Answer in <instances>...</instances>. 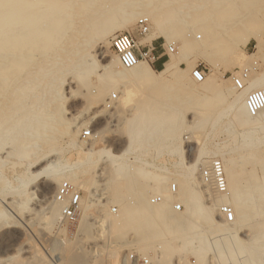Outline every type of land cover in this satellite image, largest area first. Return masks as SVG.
Listing matches in <instances>:
<instances>
[{"label":"bare ground","instance_id":"6f19581e","mask_svg":"<svg viewBox=\"0 0 264 264\" xmlns=\"http://www.w3.org/2000/svg\"><path fill=\"white\" fill-rule=\"evenodd\" d=\"M95 1L0 0V149L10 144L1 163L4 166L9 160V165L17 171L15 176L21 186L15 187L16 192L25 193L29 183L40 174H46L51 184L67 180L88 192L89 198L81 200V238L87 240L95 235L102 240L105 237L108 243L94 248L90 261L84 264H100L108 257L128 264V249L133 247H139L145 254L154 251L157 255L151 258L158 259L152 263L157 261V264H172L174 257L179 258L175 264H182L185 252L202 260L209 250L218 258L237 257L227 264H264V151L260 148L264 145V121L252 115L246 106L247 94L264 86V70L254 67L255 64L261 67V56L256 60L255 56L263 54L264 1L100 0L94 6ZM73 16L80 18L75 25ZM140 16H147L155 23L156 31L151 39L163 36L169 43L179 40V52H171L161 69L145 60L126 68L115 53L107 58L104 51L97 58L103 41L117 32L127 31ZM62 26L63 31L51 38L52 31ZM252 39L257 50L250 54L245 48ZM214 54L222 56L217 60ZM251 56L254 60L249 63L247 59ZM199 58L216 71L222 66L235 73L248 70L246 86L238 89L230 82V76L224 80L225 86L208 75L200 82L193 78L192 72L188 76L181 64L186 63L192 71ZM69 70L74 74L69 83L77 81L84 88L81 93L87 101L77 113L65 118L63 90ZM92 75L96 81L90 79ZM72 86L69 91L76 93ZM178 90L188 95L176 104L169 103L170 96ZM113 95L119 99L115 105L114 100L110 101L112 113L124 110L140 113L122 121L128 135L125 147L117 151L92 146L84 149L77 140L80 130L108 111L109 98ZM26 98L32 99L27 106L22 105ZM136 100L138 103H133ZM189 107L201 120L199 129L212 134L230 115L229 122H224L222 127L235 138L233 142L224 140L214 151L201 147L194 157L188 156L186 149H194L188 146L193 140ZM39 112L42 114L34 119H16L19 113L30 116ZM83 115L89 117L82 120ZM108 131L112 130H95L92 139L103 141ZM66 134L70 144L79 149L80 156L75 162L68 163L59 155L61 150L56 142ZM41 136L49 149L38 146L33 151ZM137 141L150 145L161 142L164 145L157 148L156 154L167 151L178 160L174 166L167 167L136 156L140 164H129L128 155L134 153L133 145ZM215 156H220L225 166L229 188L225 195L215 194L200 179L201 166L210 162L205 158ZM29 157L35 159L34 163L44 161L37 174L29 170L31 163L25 162ZM104 163L109 165L98 167ZM255 164L262 166V174L256 173ZM85 175L88 177L82 180ZM118 178L127 181V198L111 192L110 182ZM172 178L179 186L176 194L168 186ZM154 194L161 195L162 201L153 203ZM27 199H23L21 209L25 208ZM175 200L183 203L182 211L173 209ZM49 201L44 205L49 216H45L53 222L60 219L63 203L56 198ZM111 203H119L122 212L114 213L113 207H109ZM222 203L232 206L233 221L217 214ZM42 204L38 206L44 208ZM92 210L97 214L93 216ZM7 212L0 211V219ZM94 228L97 234L91 233ZM242 228L250 231L244 237L239 235Z\"/></svg>","mask_w":264,"mask_h":264},{"label":"rangeland","instance_id":"374dc122","mask_svg":"<svg viewBox=\"0 0 264 264\" xmlns=\"http://www.w3.org/2000/svg\"><path fill=\"white\" fill-rule=\"evenodd\" d=\"M72 3L77 2L78 0H71ZM264 1V0H263ZM102 1L96 0L94 3V6L99 5ZM87 12V11H86ZM264 15V13H263ZM80 17V16H79ZM80 18L73 16L72 21L74 22L73 24L75 25L76 22L79 21ZM136 20L130 26H128V31L136 33ZM151 21V29L150 32L143 37L138 36V38L141 39V41L144 42H150V41H155L154 44L157 46V44H160L159 47L155 50V55L158 56L160 54H163V59L164 62H166L169 59L170 53H167L168 46L173 43H169L166 41V39L163 36L156 37L154 39H151V34L156 31V26L155 23L150 19ZM61 31H63V26L54 32L52 31L51 33V38L58 35ZM126 31V30H124ZM113 36V35H112ZM109 36L105 41L102 42L101 47H99V50L97 51V58L100 59L99 54L101 52H106L107 58H111L114 56V52L111 49V37ZM201 40V39H198ZM157 42V43H156ZM176 46L177 50L174 52H179V40H176ZM247 52L250 54H253L256 52V42L252 39L251 42L248 44V46L245 48ZM263 53V54H261ZM258 55L256 54L255 60L257 57L259 58V63L261 64V70H264V47L262 48V52ZM259 54V53H258ZM215 57L217 60L221 58L222 55L220 54H214L212 55ZM262 58V59H261ZM254 56H251L247 59L249 63L253 62ZM158 61V60H157ZM201 65L203 68H205L206 75L213 77L214 79L217 80L218 83L221 82L223 86L226 85L224 80L226 78H229L230 73L232 72L231 68L228 70L225 68V66H222L218 71L214 70L210 64L203 58H199L197 60L196 66ZM181 66L185 69L186 74L191 77V69H189V66L186 63H182ZM163 66L159 67L156 62V69H161ZM193 69V68H192ZM100 71V70H99ZM98 71V72H99ZM224 76V77H223ZM74 79V74L72 71H68L65 74V84H64V95L66 97V100L63 104V111L65 118L73 116L75 113L78 112L79 109L83 107L82 104L86 103V97L82 95L81 92H83L84 88L81 87L77 81H75L74 84H70V80ZM91 80L96 81L95 75H92ZM233 83L232 81H230ZM199 84V83H198ZM72 86V90H74L76 93H71L69 91V86ZM164 90V89H163ZM163 90H160L159 93L161 96H164L165 93ZM118 91V90H115ZM70 93V94H69ZM174 96H170L171 99L169 103H174L176 104L177 102L181 101L182 99H185V97L188 95L187 92H180L179 90L173 93ZM117 95L120 97V93L117 92ZM110 97V96H109ZM119 97L117 100L114 101V105L117 103ZM33 100H35L33 98ZM32 103V99L26 98L22 105H29ZM133 103H138V101H134ZM86 104H84L85 106ZM113 106V104H112ZM108 107V111L105 112L104 114H101L100 116L94 118L89 122L88 125L84 126L80 131V135H78L77 140L81 141V144L83 145L84 149H88L91 146L95 147L96 149L100 148H109L112 151H117L118 149L124 148L126 141L128 139V135L124 133L125 127L122 126V121L124 119H127L131 116H136L139 115L140 113H130L129 110H124L123 113H112L114 110L113 107ZM24 107V106H23ZM103 108V107H101ZM113 108V109H112ZM97 110L96 108H92V110ZM99 109V106H98ZM188 111V120L192 119V128L191 131L193 132V140L191 142H188V146L194 147L193 150L186 149V154L190 157H194L196 155V152L199 148L204 147L207 150L214 151L216 146L223 142L224 140L232 141L235 138H231L233 136H229L228 132L224 130V127H222L224 122L228 123L230 119V115L225 116L226 119H224L223 123L221 124V128H219L215 133H207L206 130L199 129V120L198 115H194L193 113L195 110H192L191 107L187 108ZM88 112V115L91 114V111ZM42 112V110H41ZM34 113L30 114L29 113H19L16 116V119H34L38 116H40L42 113ZM83 115V119L85 120L89 116ZM194 115V118H193ZM227 120V121H226ZM201 121V120H200ZM114 123H117L115 126L113 125ZM197 126V127H196ZM88 127H92L93 133L95 130L100 131L103 128H109L112 131L106 132V136L103 141H94L92 138L91 139H84L83 138V131L88 129ZM118 127V128H117ZM115 128V129H114ZM223 128V129H222ZM115 131H114V130ZM221 129L223 131H221ZM239 130V129H238ZM41 130L39 131V133ZM209 132V131H208ZM32 134V133H31ZM34 135V134H33ZM57 135V134H56ZM126 135V136H125ZM43 136V135H42ZM40 137L38 139L37 144H35V147L33 148L35 151L37 147L39 146L42 150H47L49 149V145L47 142H45V139H42L44 137ZM59 136V134H58ZM34 137V136H33ZM229 137V138H228ZM59 138V137H58ZM215 141V142H214ZM94 143V144H93ZM50 144V143H49ZM56 144L60 147L61 152L59 153L60 157H62L63 160L67 161L68 163L70 162H75L79 158V153L77 147L75 148L73 144H70V137L68 134L66 136L64 135L63 137L60 136V139L56 142ZM92 144V145H91ZM162 144L161 142H157L156 144H148L146 141L144 142H139L137 141L133 145L134 153L128 155V159L126 162L129 164H135L138 165L140 164L137 159V157L142 158L143 160H147L150 162H154L157 165L160 166H169L172 167L174 166L175 163L178 160V157L175 155H171L170 153L168 154L167 151H163L161 154H156L157 148H159ZM8 147H10V144L8 143L3 149H0V164L1 162H4V152L8 151ZM38 147V148H39ZM262 151H264V145L260 147ZM155 151V152H154ZM155 153V154H154ZM6 156V155H5ZM3 157V160H2ZM13 161L15 156H13ZM57 155L52 156L51 159H55ZM213 158H221L220 156H215V157H208L205 158L207 161H211ZM12 158L10 159V161ZM8 163H4L6 165L0 166V211H9L6 216L0 219V264H84L86 261L87 263L90 261L89 258L92 256V250L94 248H98V246H104V244L107 245V239L104 237V239H100L94 235V238H88L85 240L84 238H81L83 235L81 234L82 231V226L81 222L83 220V212H80V214L77 216L76 219L73 220H67L61 215L60 219H57L55 221H50L47 220L48 218L45 215L49 216V213L46 212V206L47 203H50L49 200H52L55 198V193L59 187V185L66 180H62L60 183H54L51 184L49 178L47 177L46 174H40L37 176L32 182H30L26 188L25 193L19 194L16 192L18 186H21V183L17 180L18 176L16 174V170L12 168L11 165H9V160H7ZM6 161V162H7ZM11 161V162H13ZM29 161L31 164L29 165V170L33 172L34 174H37L38 172L41 171V164L43 162H36L34 163L35 159H31L30 157L25 160V162ZM208 164V163H206ZM204 164L203 166H205ZM9 165V166H7ZM13 165V164H12ZM109 164L104 163L101 164L100 167H107ZM14 167V166H13ZM25 167V164H23V167ZM28 167V166H27ZM249 168H251V164L248 165ZM12 168V169H10ZM202 168V166H201ZM256 173L259 175L262 174V166L260 164H255L254 165ZM6 169V170H5ZM20 169V168H19ZM12 170V171H11ZM5 172V173H4ZM11 172V173H10ZM101 171H98V173ZM161 172V171H160ZM13 173V174H12ZM97 173V172H96ZM4 176H3V175ZM7 174V175H6ZM100 174V173H99ZM98 174V175H99ZM16 175V176H15ZM15 180H14V178ZM88 176L85 175L82 176V180L86 179ZM97 179H100V177H97ZM102 179V178H101ZM175 178H172L169 184L174 180ZM6 183V184H5ZM9 183V184H8ZM11 184V185H10ZM18 185V186H17ZM76 188L80 189L82 191V196L84 199H88V192L85 191L84 188H81L82 186H78L77 184H73ZM203 185V183H202ZM204 186V185H203ZM3 187V188H2ZM206 187V186H204ZM14 188V189H10ZM110 188L111 192L114 193L117 196H124V198H127L129 196V191L127 188V181L126 179L118 178L114 179L110 182ZM148 189V188H146ZM15 190V191H14ZM14 191V192H13ZM45 191V192H44ZM5 192V193H4ZM27 192V193H26ZM42 192H44V195L46 194V197H43ZM26 194V195H25ZM27 199V204L25 208L21 209L20 204L23 202V199ZM4 200V201H3ZM45 200V201H44ZM47 200V201H46ZM12 201V202H10ZM26 201V200H25ZM9 202V203H8ZM19 202V203H17ZM43 202V204H42ZM46 204H45V203ZM11 203V204H10ZM19 204V205H16ZM38 204H42L44 208L41 206L39 207ZM19 206V207H18ZM13 207V209H12ZM111 207H116L118 209V214L122 212L121 205L119 203H111ZM19 208V209H18ZM40 208V209H39ZM15 209V210H14ZM17 209V211H16ZM45 210L44 212L42 210ZM34 210H40V212L36 215L34 214ZM24 211V212H22ZM48 211V209H47ZM93 211V210H92ZM46 212V213H45ZM92 213V212H91ZM90 213V214H91ZM100 212H98L99 215ZM93 216L94 213L93 211ZM91 214V215H92ZM217 214L219 215V211H217ZM28 217V218H26ZM30 217V218H29ZM5 219V220H4ZM4 220V221H3ZM9 220V221H8ZM5 221H8L5 223ZM50 221V223H49ZM60 221V222H59ZM4 223V224H3ZM16 223V224H15ZM66 227V228H65ZM96 232L97 234V229L94 228L92 229L91 233ZM250 231L246 228L240 229L239 235L244 237V235H247ZM127 237V236H126ZM63 239V240H62ZM90 239V240H89ZM213 240V238H212ZM68 242V243H67ZM62 243V244H61ZM57 249H56V246ZM61 246V247H60ZM63 246V249H62ZM55 247V250H54ZM59 249V250H58ZM62 249V250H61ZM129 252H137L140 255H145L148 256L152 261L155 259H158L157 257L155 259L151 258L152 255H157L155 254L154 251H149L143 253L140 250V248H130L128 249ZM120 254V259L123 255V253ZM62 253V254H61ZM105 255V253H104ZM63 256V257H62ZM184 258L182 260V264H227L229 261L233 262L237 260V257H228L226 256L225 259L223 258H218L217 256L214 255L212 250H209L207 253L204 254L203 259L200 260L197 258L194 254L185 252L183 254ZM61 257V258H60ZM234 259H232V258ZM56 258V259H55ZM83 258V259H82ZM232 259V260H227V259ZM59 259V260H57ZM88 259V260H87ZM236 259V260H235ZM57 260V261H56ZM66 260V261H65ZM84 260V261H82ZM64 261V262H63ZM179 258L174 257L172 260V264L178 263ZM157 261L153 264H157ZM100 264H120L119 261L114 260L113 258L108 257L107 259H104L102 263ZM128 264H131L128 262Z\"/></svg>","mask_w":264,"mask_h":264},{"label":"built area","instance_id":"2783aa9c","mask_svg":"<svg viewBox=\"0 0 264 264\" xmlns=\"http://www.w3.org/2000/svg\"><path fill=\"white\" fill-rule=\"evenodd\" d=\"M151 29V22L147 16H140L136 21V33L130 31H120L115 33L111 37V47L114 53L118 56L121 64L126 68L135 66L140 60H145L149 64L156 65L160 56L155 55L156 46L154 40L150 42H142L138 36H146ZM177 46L175 43L168 46L167 53L175 52ZM255 69L258 70L257 64ZM193 78L197 81H202L206 75L205 68L201 65H197L192 70ZM230 77L232 82L238 89H243L246 86V81L250 77L248 70L241 71L240 73L231 72ZM117 100V97L113 95L109 98L108 106H112L110 101ZM246 106L249 112L257 117H260L264 121V86L254 89L247 94ZM92 127L83 131L84 139H91L93 136ZM200 179L205 185L212 187L215 194L225 195L228 193V181L225 171V166L222 160L219 158H213L207 165L202 166L200 170ZM170 191L176 194L179 190V186L175 181L169 184ZM82 191L75 188L69 181H63L56 193L55 198L57 201L63 203L62 215L67 220L76 219L82 211L81 200ZM153 203L162 201V196L154 194L151 197ZM173 209L175 211H182L184 209L183 203L178 200L173 202ZM113 212H117V208L113 207ZM219 213L223 219L227 221H233L235 218V212L231 205L222 203L219 206ZM128 262L131 264H153L148 256L140 255L137 252L127 253Z\"/></svg>","mask_w":264,"mask_h":264},{"label":"crops","instance_id":"0c3cea01","mask_svg":"<svg viewBox=\"0 0 264 264\" xmlns=\"http://www.w3.org/2000/svg\"><path fill=\"white\" fill-rule=\"evenodd\" d=\"M156 43H157V42H156ZM159 46H160V44H157L156 49H157V47H159ZM158 56H160V58H159L158 61H157V65H158L159 67H161V66H163V64H164L163 54H160V55H158Z\"/></svg>","mask_w":264,"mask_h":264}]
</instances>
